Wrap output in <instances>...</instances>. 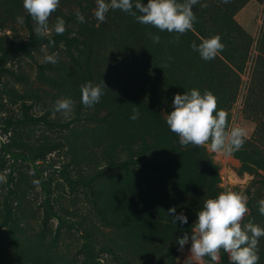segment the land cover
<instances>
[{"label":"rangeland","instance_id":"obj_1","mask_svg":"<svg viewBox=\"0 0 264 264\" xmlns=\"http://www.w3.org/2000/svg\"><path fill=\"white\" fill-rule=\"evenodd\" d=\"M95 10L96 0H60L49 24L59 16L66 31L41 39L23 0H0V264H184L191 243L180 251L178 238L224 191L247 197L242 224L264 228V0H200L178 43L118 9L101 23ZM215 35L225 47L204 61L191 44ZM45 46L55 64L42 62ZM86 82L106 86L91 108ZM191 89L217 98L227 128L236 116L240 151L180 145L165 115ZM62 98L74 101L67 119L53 109ZM173 207L186 224L172 223ZM258 255L264 264V237ZM220 261L232 264L223 250Z\"/></svg>","mask_w":264,"mask_h":264},{"label":"clouds","instance_id":"obj_2","mask_svg":"<svg viewBox=\"0 0 264 264\" xmlns=\"http://www.w3.org/2000/svg\"><path fill=\"white\" fill-rule=\"evenodd\" d=\"M200 0H148L147 4H141L140 0H96L95 18L106 22V14L109 10H121L130 14L141 25H151L161 32L177 33L170 43H178L180 35L193 30V22L196 16L192 6ZM230 0H222L229 3ZM60 0H23V8L34 22V33L37 38H45L51 33L62 35L66 31L65 20L59 16L50 26L49 19L56 12ZM202 8L208 7L207 3H201ZM133 7L136 9L133 10ZM141 13V14H138ZM79 23H84L85 18L79 10L76 12ZM17 23L23 25L24 18L18 16ZM151 35V34H150ZM159 35H151L153 43H159ZM48 46H53L49 41ZM42 47L43 63L55 64L59 56L57 53L49 54L47 47ZM192 50L198 52L201 59L209 61L224 49L219 35L203 39L197 45L191 44ZM171 59V57H169ZM168 64L165 63L164 67ZM162 69V68H161ZM102 84L93 85L86 82L80 86L81 103L91 108L98 104L104 95ZM54 113H60L64 118H70L73 114L74 101L71 98H62L55 102ZM139 118V112L134 109L131 119ZM165 121L169 130L179 137L181 146H207V150L230 156L240 151L247 138V132L243 127H232L227 130V113L217 110V98L208 90L203 94L197 89H191L184 94H175L172 101V110L165 115ZM3 177H0L2 180ZM259 213L264 216V199L259 200ZM247 197L235 192L224 191L215 198L206 199L202 208L197 212V219L192 226L191 236L185 233L177 242L182 251L184 245L191 243L190 255L184 264H204V258L210 257L214 264H221V250L227 253L232 264H257L259 260L258 242L264 237V228L254 224L251 220L242 224L247 214ZM168 214L172 216V223L177 221L186 224L187 217L177 214L176 209L169 208Z\"/></svg>","mask_w":264,"mask_h":264},{"label":"built area","instance_id":"obj_3","mask_svg":"<svg viewBox=\"0 0 264 264\" xmlns=\"http://www.w3.org/2000/svg\"><path fill=\"white\" fill-rule=\"evenodd\" d=\"M235 117H236V116H233V117H232V119H231V121H230V123H229V125H228L227 130L230 131L232 127H241L240 124L238 123V121L236 120ZM190 248H191V247H190Z\"/></svg>","mask_w":264,"mask_h":264},{"label":"trees","instance_id":"obj_4","mask_svg":"<svg viewBox=\"0 0 264 264\" xmlns=\"http://www.w3.org/2000/svg\"><path fill=\"white\" fill-rule=\"evenodd\" d=\"M242 153H243V151H242ZM16 156H22L23 157V155L21 153H16Z\"/></svg>","mask_w":264,"mask_h":264}]
</instances>
